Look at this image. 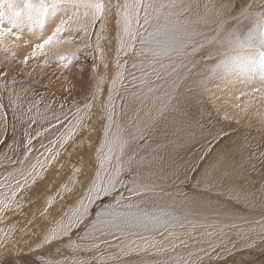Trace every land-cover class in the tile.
I'll use <instances>...</instances> for the list:
<instances>
[{
  "label": "snow or ice",
  "instance_id": "6c2138e0",
  "mask_svg": "<svg viewBox=\"0 0 264 264\" xmlns=\"http://www.w3.org/2000/svg\"><path fill=\"white\" fill-rule=\"evenodd\" d=\"M62 7L70 14L56 16ZM187 16L177 0H0V264H126L132 253L135 264H218L224 252L264 251V184L250 178L257 160L264 177V116L259 142L245 137L236 149L239 161L227 148L213 155L229 134L211 117L198 125V152L170 142L169 117L193 89L181 98L178 74L162 72L151 45L187 28ZM80 51L92 63L65 76L59 94H41L37 68L72 72ZM228 159L248 179L221 200ZM50 173L38 210L47 227H32L35 214L21 227L12 217Z\"/></svg>",
  "mask_w": 264,
  "mask_h": 264
},
{
  "label": "bare ground",
  "instance_id": "6f19581e",
  "mask_svg": "<svg viewBox=\"0 0 264 264\" xmlns=\"http://www.w3.org/2000/svg\"><path fill=\"white\" fill-rule=\"evenodd\" d=\"M239 1L240 0H189V1L177 0L178 3H182L185 9L188 10V16L185 17V19L190 20L191 23L187 28L178 27L177 30L173 33L177 35L178 37L179 35L183 36L184 33L185 35L188 32L190 33V30L193 31V34L195 32H197V34L202 33V30H204L203 33L209 32V31L210 32L215 31V33L213 32L214 34L213 35L214 36L213 45H216V47H214V49H210V52H217L216 58L213 61H210L209 63L206 62L205 65H203L201 63V59L199 58V56L196 55V53H198L200 50V49H197L198 46L196 47L195 52L190 51L189 53H186V55H187V58L190 57L191 59H195V56H197V58L195 59V60H198L199 62V66L198 65L197 66L200 67V65H203L205 66V68L209 66L211 67L210 72L213 71L212 66H213V63L216 62L218 66L217 67L214 66V67H216L218 70L220 69L218 71V74L220 75L221 78L218 76L219 79L218 78L217 79L219 81L217 83H216L217 79L213 81V83L215 84H213L212 87H210L208 83V79L203 80V82L206 81V85L204 86L202 83V79H203L202 73H201L202 71L200 70V68H195V70L192 73H190L191 75L189 74V77L187 78V80H183L177 83V86L180 87L179 95L181 96V98L188 95V92H187L188 88H192L193 92L192 94H190L189 103L186 109H182L180 112L174 114L173 117L175 118V121L177 120L178 126L180 125V127L181 125L183 126L184 124L186 128L187 127L186 122L192 123L193 120L191 121L190 117L191 118L197 117L198 120L200 121L199 122L200 125L207 127L210 115L213 116L212 111L208 108V104L205 100V97L206 99L209 98L219 112H221L224 116H228L230 119H232V121L233 119L236 120L238 123V126L242 127V128H238L236 130V133H238V131H241V130H244L245 132L244 133L241 131L242 133L239 132L237 136H234V135L228 136L226 139L222 140L214 149L213 155H215L218 152H222L223 150H225V148H227L228 152H230L232 154V157H234V159L237 161H239L240 155L238 152H236V149L239 147V144H242L244 142L245 137H248V139L252 140L253 142H259L260 134L257 131L258 126H259L258 117L264 116V99L260 98L261 95H264V62L262 59V57H264V53L258 54L254 61L250 59V56L245 55V50L252 47L251 42L259 41V36H257V40L255 41L251 39V36H252L251 34L253 33V30L251 29L252 27H250V25L257 24L255 22L256 17L254 16L250 18V17L243 16L241 20L234 21L230 25H228L229 23L226 24L227 21L233 20L234 18L236 19V16L240 15L238 13L241 12L243 6H241L240 9H237L239 7L238 5L241 4ZM254 6L255 8L257 7V10H258L259 8L264 6V0L254 1ZM234 14H237V15H234ZM254 30L255 32L258 31V29L257 31L256 29ZM172 41H175V40L172 39ZM203 42L200 44L203 45L204 44ZM158 47L159 46H157V48ZM25 54H26V51H20L18 58H22L23 55ZM81 54L82 52L80 51L72 57L71 62H70V66H73L72 72L64 73L61 71L59 67H58L59 68L58 70H53L52 69L53 67L51 68L46 67L43 69L37 68L35 79L39 81V83H37L36 87L41 89L45 84H48L49 79H51V84L48 88L51 92L49 91L48 95L53 92L59 94L61 85L64 82V77L65 76L71 77L73 73L76 72L77 68L84 67L82 66V63H81L83 61H81L80 56H79ZM86 54L90 55L89 52H86ZM174 57H177V56H174ZM191 59H189V61ZM29 64L31 65L32 61H29ZM186 65L187 64L185 63V66ZM87 75L88 73L87 71H85V77H87ZM56 77H58L59 80H57ZM215 77H217V75ZM40 89L38 90L40 91ZM241 93H250L253 95V97L245 96V97H242L241 99H236V97L239 96ZM225 124L228 126V128H226L225 126H223V128H225L227 132L230 131L229 129L230 127L236 128L235 125H229L227 123ZM220 125H217V128L221 127ZM251 126L256 127V131H249L246 129V128H251ZM189 127L192 128L191 125H188V128ZM195 127H199V126H195ZM0 135H2V133H0ZM201 143L202 142H199V144ZM181 144L184 145V148L188 146H190L189 148L198 147V146L196 147L194 145H188V144H186L185 146V143H182V142H180L178 145H181ZM5 148H6V145H4L2 150L0 149L1 150L0 152H3ZM181 154L187 155L189 153H185L183 151ZM232 165H233V160L228 159L226 164L222 166V172H227L230 176L229 180L224 181L225 191H227V185H229L230 183L232 184L247 183L248 178H241L239 175L240 170L236 169L234 171ZM244 168H249L246 161L244 163ZM259 175H260V162L259 160H257L256 161V171L250 172V178L256 179L258 178ZM50 177H51V173L49 174L48 180L38 183L35 186V188L32 190L31 197H33V199L31 200L34 201L35 203L31 207H27V206L25 207L24 215L12 217V220L19 222V225L21 227H23L26 224L27 220L33 219L34 214L37 219H36V223L33 224L32 227H35L37 229H42V228L47 227L45 222L39 218L38 210L42 209L43 207V201L40 202V200H41V197H44L46 195L45 189L49 183ZM38 198H39V201H37ZM74 199L75 198H73V200ZM133 256H134V253H133ZM0 259H8V257H2ZM139 259L140 257L138 258L132 257L128 259L126 257L124 260L126 264H135V262Z\"/></svg>",
  "mask_w": 264,
  "mask_h": 264
},
{
  "label": "rangeland",
  "instance_id": "374dc122",
  "mask_svg": "<svg viewBox=\"0 0 264 264\" xmlns=\"http://www.w3.org/2000/svg\"><path fill=\"white\" fill-rule=\"evenodd\" d=\"M187 1H189V0H187ZM254 1H256V0H240L239 2L241 4H239L238 5L239 7L237 8V9H240L241 6H243L241 12L238 13L240 15L236 16V19L234 18L233 20H230V21H227L226 22V24L229 23L228 25H230L234 21L241 20L243 18V16L250 17V18L251 17H254V16L256 17V21L255 22L257 24L256 25L251 24L252 26L250 25V27H252L251 29L253 30V33L251 34L252 35L251 36V39L255 41V40H257V36H259V41L258 42H251L252 43L251 44L252 47H250V48H248V49L245 50V55L250 56V59L252 61H254L256 59V57H257L258 54L264 53V6H262L261 8H259L257 10V7L255 8V6H254ZM70 12H71V9L70 8H68V7H62V8H60V9L57 10L56 16H64V15L70 14ZM234 15H237V14H234ZM47 26L48 25H46V27ZM254 29H256V31L258 29V31L255 32ZM203 31L204 30H202V33H199L200 35L197 34V32H195V31H194L195 33L193 34V31L190 30V33L188 32V33H186V35L183 32L184 33L183 36H180L179 35L177 37V35H175L173 33L171 35V33H170L167 37H161L158 41H156L158 43L155 42V43H153L151 45V47H154V48H156V49L159 50V55L156 56V57H150V58L154 59L155 62L157 61L156 64L158 66L159 65L165 66L162 69V72H166L167 74L171 75L173 72L176 71L175 73L178 74V79L176 78V76H173L174 79H176V83H178L180 81H183V80H187V78L189 77V74L192 73L195 70V68H200V70L202 71L201 73H202V78H203L202 79L203 85L204 86L206 85V81L203 82V80H207L208 79V83H209L210 87H212V85L215 84V83H213V81H215L217 78L219 79V77H220V75L218 74V71L220 69L218 70L216 68L218 66L216 64V62L213 63V66H212L213 71L212 72H210V68L211 67L207 66L205 68V66H203V65H205L206 62L209 63L210 61H213L216 58V53L217 52H210V49H214V47H216V45H213L214 44L213 43V40H214L213 39V37H214L213 36L214 35L213 32L215 33V31H212V32L209 31V32H204V33H203ZM198 36H200V37H198ZM195 37H197V38H195ZM172 39L175 40V41H172ZM163 40H165L166 42L163 41ZM202 42L204 43L203 45L200 44ZM154 44H155V46H154ZM157 46H159V47L157 48ZM197 46H198L197 49H200V50H199L198 53H196V55L199 56V58L201 59V63L203 64V65H200V67H198L199 66L198 60H195L197 58V56H195V59H191L190 57L187 58V55H186V53H189L190 51L195 52ZM81 52H82V54L79 55V56H80L81 61H83V62H81L82 63V66H88V65H90L92 63L91 62L92 61L91 54L90 55L86 54V51H81ZM201 52H202V54H201ZM174 56H177V57H174ZM207 56H208V58H207ZM163 57H165V58H163ZM189 59H191V60L189 61ZM195 61H196V63H195ZM185 63L187 64V66H189V71H183V66L185 67ZM214 66H216V67H214ZM51 67H53L52 68L53 70H58L59 69L58 66H56L55 63H53L51 66H49V68H51ZM69 67H70L71 70H73V68H72L73 66H70V64H69ZM216 75H217V77H215ZM218 79L216 80V83L219 81ZM38 89H40V88H38ZM49 91H50L49 89H47V91H46L45 88H44V86L40 89L41 94H45V95H48ZM205 100H206V102L208 104V108L212 111L213 116L210 115V117H211L212 124H215L216 125V128H217V125H220V124H221L220 125L221 127L225 126L226 128H228V126L225 124V123H227L229 125H235L236 126V128H234V127H230L229 128L230 131H228V134H229L228 136H233V135L234 136H237L239 134V132L240 133L244 132V130H241L242 132L241 131H238V133H236V130L238 128H242L241 126H238L237 121L234 120V119L232 121V119H230L228 116H224L221 112H219L209 98L206 99V97H205ZM173 118H174L173 116L172 117H169V120L172 121ZM174 120H175V118H174ZM190 120L191 121L193 120L194 123L192 122L193 123L192 124L191 122H186V126H187L186 128H185V125L184 124H183L184 127L181 125L182 128L180 127V125L178 126V122L176 120L175 121V127H172V128L169 129V136H170V142L173 141V142H175L174 144H177L178 145L180 142H182V143H185V146H186V144H188V145H194L196 147L198 146L197 148H189L190 146L187 145L188 147H185L184 148V152L185 153H193L194 154V153H196V152L199 151V149H200L201 145L204 143V141H203V139H202V137L200 135V128L199 127H195V126L200 125V123H199L200 121L198 120L197 117L196 118H191L190 117ZM195 122L197 123V125H196ZM188 125H191L192 128H190V127L188 128ZM193 125H194V127H193ZM246 129L249 130V131H256V127H253V126H251V128H246ZM173 131H175L176 133H178V135L172 136L171 133ZM191 131H195V133H196L195 138H193L192 136H190L188 134ZM196 141H199V142H202V143L199 144V143H196ZM3 147H4V145H1L0 146V149L2 150ZM51 179H52V173H51V177L49 178V181ZM251 180H252V182L257 187H259L262 184H264V177L261 176V173L258 176V178L251 179ZM192 183H194V179L191 180L189 183H187L185 185V188H186V190L189 193H191L193 191V189H192ZM226 196H227V191H225V196L220 197V199L221 200H224L226 198ZM44 197H41L40 202L44 201ZM31 199H33V197H31ZM37 201H39V198L37 199ZM226 206L227 207H230V208H232V207L239 208L241 210V215L246 214L245 213V210L243 209V207L241 205H235L234 202H232V201H228ZM237 223L239 224L241 222L240 221H237ZM239 247H241V245H238V248ZM53 248H56V245L55 244L52 245V247L49 249V251H51ZM130 255L127 256V259L128 258H132V257H137V258L139 257L135 253H134V256H133V253L130 254ZM125 258L126 257H124V259ZM242 258L245 259V260H247V261H250L251 264H264V251H262L260 247H253V248H251L248 251H245L243 253H240L239 251H237L233 255H229L227 252H224L219 257L218 264H236V262L239 261ZM17 264H19V262H17Z\"/></svg>",
  "mask_w": 264,
  "mask_h": 264
}]
</instances>
